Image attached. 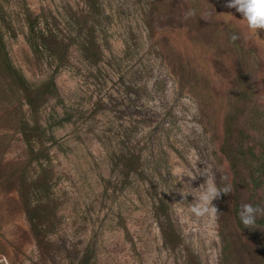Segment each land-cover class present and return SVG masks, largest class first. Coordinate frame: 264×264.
I'll use <instances>...</instances> for the list:
<instances>
[{
	"label": "rangeland",
	"instance_id": "rangeland-1",
	"mask_svg": "<svg viewBox=\"0 0 264 264\" xmlns=\"http://www.w3.org/2000/svg\"><path fill=\"white\" fill-rule=\"evenodd\" d=\"M226 2L99 0L94 17L87 0H0L6 49L29 82L51 67L26 43L28 19L42 14L69 44L55 81L72 115L46 144L55 226L40 242L16 181L0 178V264H264V232L249 235L235 217L236 205L264 201V187L248 185L245 167L239 183L227 156L240 142H264V30L253 34ZM83 37L99 49L96 63L81 53ZM56 115L63 108L50 98L43 121ZM228 116L234 131L225 147ZM3 133L0 162H23L20 135ZM127 151L142 175L113 168L110 154ZM205 168L232 191L213 201L218 214L197 217L187 206L195 198L180 190L204 184ZM160 201L179 236L174 251L154 213Z\"/></svg>",
	"mask_w": 264,
	"mask_h": 264
},
{
	"label": "trees",
	"instance_id": "trees-1",
	"mask_svg": "<svg viewBox=\"0 0 264 264\" xmlns=\"http://www.w3.org/2000/svg\"><path fill=\"white\" fill-rule=\"evenodd\" d=\"M87 4L94 17H98L100 15L99 0H87ZM27 22L26 43L36 57L48 59L51 72L42 81L31 83L22 70L13 64L2 36L1 26L6 24L7 20L0 7V130L18 133L25 155L23 162L4 164L0 162V178L16 181L17 193L26 205L27 221L35 239L40 242L52 232L55 226L51 160L46 144L53 140L51 128L61 126L72 118L68 107L59 95L55 81L59 69L67 61L69 44L64 42L42 14L28 19ZM91 39L81 38L79 48L86 59L96 63L99 58V49ZM50 98L56 99L61 104L63 115H56L52 123L46 124L43 121V114ZM232 122V118L228 116L223 141L225 147L230 145L233 138ZM7 137H9L7 133L0 134V145L5 146ZM227 156L233 175L239 183L245 181L240 176V168L245 167L248 185L250 184L254 191L263 189L264 142L257 149L240 142L234 150L228 151ZM110 158L113 168H116L124 178H128L131 173L142 175L139 158L131 151L111 153ZM236 196L238 198V193ZM256 206L264 207V201L257 203ZM240 210V206L236 205L235 217L239 227L246 230L249 235L258 238V234L264 232V216H257L254 226L246 228L239 218ZM154 213L158 220L163 245L174 251L178 247L179 236L173 227L166 205L160 201L155 205ZM258 246L264 256V236L259 237Z\"/></svg>",
	"mask_w": 264,
	"mask_h": 264
},
{
	"label": "clouds",
	"instance_id": "clouds-1",
	"mask_svg": "<svg viewBox=\"0 0 264 264\" xmlns=\"http://www.w3.org/2000/svg\"><path fill=\"white\" fill-rule=\"evenodd\" d=\"M229 9H235L236 12L240 13L247 25V28L256 36H258L259 30H264V0H227L224 5ZM193 13H189L192 15ZM230 15V14H229ZM232 16V15H230ZM232 41L239 39L237 35L230 37ZM199 176H205L206 182L200 185L199 188L193 189L190 183L188 185L190 191L185 193L184 188L180 190V195L187 197L193 196L195 199L191 204H187L190 213L197 217H203L205 215H216L218 209L213 206V201L220 198L221 194H229L232 191L231 186H226L222 189L218 188L215 184L214 179L208 174L207 169L200 171ZM192 180L196 177L188 176ZM181 177V181H182ZM195 193V195H193ZM181 203H185L181 201ZM257 216H264V207L253 206L252 204L245 203L241 206L239 212V218L246 228H252L256 222Z\"/></svg>",
	"mask_w": 264,
	"mask_h": 264
}]
</instances>
